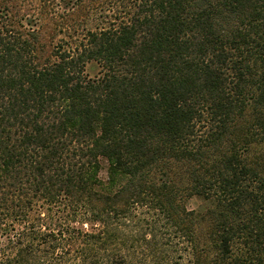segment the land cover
Masks as SVG:
<instances>
[{
  "label": "trees",
  "instance_id": "1",
  "mask_svg": "<svg viewBox=\"0 0 264 264\" xmlns=\"http://www.w3.org/2000/svg\"><path fill=\"white\" fill-rule=\"evenodd\" d=\"M61 3L0 11V264H264V0Z\"/></svg>",
  "mask_w": 264,
  "mask_h": 264
},
{
  "label": "rangeland",
  "instance_id": "2",
  "mask_svg": "<svg viewBox=\"0 0 264 264\" xmlns=\"http://www.w3.org/2000/svg\"><path fill=\"white\" fill-rule=\"evenodd\" d=\"M61 4V0H0V11L4 14H10L14 20L18 17L24 18V21H26V19L32 20L34 18V20L39 19L40 24L43 23L47 25L49 19L45 17L42 18L41 16L38 17L36 15H39L44 10H46L47 16L49 10L56 11L59 9V11H61ZM102 177H106L105 171L102 172ZM201 204L202 203L197 198H192L187 201V207L190 210L199 209Z\"/></svg>",
  "mask_w": 264,
  "mask_h": 264
}]
</instances>
